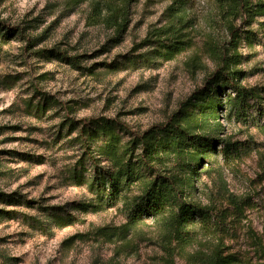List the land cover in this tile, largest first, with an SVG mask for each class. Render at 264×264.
<instances>
[{
    "label": "rangeland",
    "instance_id": "obj_1",
    "mask_svg": "<svg viewBox=\"0 0 264 264\" xmlns=\"http://www.w3.org/2000/svg\"><path fill=\"white\" fill-rule=\"evenodd\" d=\"M107 1L128 5L118 40L106 22ZM172 2L0 0V20L28 25L26 34L38 40L31 48L17 38L0 45V192L21 198L0 201V264H208L216 254L230 264H264V16L251 23L250 39L242 35L231 65L259 99L234 115L228 91L185 106L220 65L209 44H222L225 31L212 0H189L178 14L190 21L181 30L185 44L176 50L174 35L161 31L178 20ZM47 49L81 55L80 68ZM210 100L220 101L216 113ZM185 111L194 134L213 141L207 156L194 174L160 157L157 172L191 177L183 199L210 219L195 217L184 243L165 237L159 217L123 229L125 199L142 184L99 200L105 192L95 172L107 163L101 158L96 170L85 156L81 167L80 121L110 118L140 134Z\"/></svg>",
    "mask_w": 264,
    "mask_h": 264
},
{
    "label": "trees",
    "instance_id": "obj_2",
    "mask_svg": "<svg viewBox=\"0 0 264 264\" xmlns=\"http://www.w3.org/2000/svg\"><path fill=\"white\" fill-rule=\"evenodd\" d=\"M188 1L173 0L170 9L176 13L178 20L176 23H169L161 30L174 35L172 46L176 50L181 49L180 45L185 44L184 39H180L181 30L190 24V21L182 19L183 15L182 17L178 15L185 10ZM212 3L218 22L225 31L222 44L214 42L209 44V47L213 48L212 55L220 65L206 79L204 88L197 89L188 98L185 106L199 107L204 105L206 97L210 98L208 97L210 92L217 94L222 90L224 94L228 91L229 93L224 94L226 96L225 105L229 106L230 113L237 115L249 105L250 98L259 99V94L255 89L245 88L239 84L242 74L239 70L233 69L231 65L237 62H235L237 56L235 47L242 35L246 40L250 39L253 34V31L248 29L251 23L258 17L264 16V0H212ZM103 7L108 13L106 22L109 26L115 27L116 40H118V36L128 22V5H115L107 1ZM96 8L99 10L98 5L94 6V10ZM27 28L28 25L24 27L10 25L0 20V45L8 42L10 38H17L18 41L24 42L25 47H33L38 40L26 34ZM46 52L48 56L63 60L74 68H80L81 55H67L66 52L55 49H47ZM207 104L206 107L214 113L221 105L217 100H210ZM189 115L187 111L178 116L173 115L166 123L153 126L140 134L129 133L122 123L110 118L99 117L80 121L82 126L74 139L83 154V158L79 160L81 167L85 165L83 163L85 156L91 160L90 167H96V170H99L97 161L100 162L103 159L107 163L105 170L100 169L95 172L94 181L97 184L100 182L98 187L102 185V190L105 192L99 200L105 202L108 197L117 196L120 190L129 189L135 181H140L142 184L139 194L124 198L127 222L122 227L123 229L128 230L146 218L159 217L163 220L165 237L184 243L189 232L188 225L195 217L198 216L203 220L210 219L206 208L183 199L184 189L191 186V177L157 172L158 166H163V160L159 159L160 157L171 159L179 171L189 170L194 174L198 164L207 156L213 141L194 134L196 126L192 127L188 119ZM70 124L73 128L79 125L78 123ZM122 133H127L129 138L124 141ZM223 152L225 154L231 152L229 143H225ZM162 171L168 170L164 168ZM73 174L74 177L77 176V172ZM14 195L15 193L0 192V201L14 204L21 202V198H16ZM1 213L5 212L0 211ZM231 261L230 256L221 257L216 254L209 258L208 264H230Z\"/></svg>",
    "mask_w": 264,
    "mask_h": 264
}]
</instances>
